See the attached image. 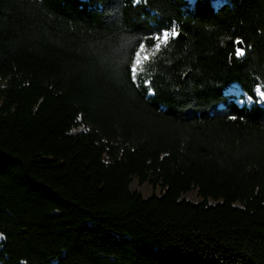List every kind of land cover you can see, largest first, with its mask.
I'll list each match as a JSON object with an SVG mask.
<instances>
[{
    "label": "trees",
    "instance_id": "16d2710c",
    "mask_svg": "<svg viewBox=\"0 0 264 264\" xmlns=\"http://www.w3.org/2000/svg\"><path fill=\"white\" fill-rule=\"evenodd\" d=\"M257 88L264 0H0V264H264Z\"/></svg>",
    "mask_w": 264,
    "mask_h": 264
},
{
    "label": "rangeland",
    "instance_id": "374dc122",
    "mask_svg": "<svg viewBox=\"0 0 264 264\" xmlns=\"http://www.w3.org/2000/svg\"><path fill=\"white\" fill-rule=\"evenodd\" d=\"M190 1H193V0H190ZM165 33H170V32H164V33H163L162 41H165V40L170 36V35H169V36H167V38H165ZM145 55L148 56V52L144 50V51L141 53V59H142V60H143V57H144ZM257 89L260 90V88H257ZM260 91H261V90H260ZM230 92H231V93H235V92H236V93H239V88L236 86V84H233V85H232V87L230 88ZM261 92H262V91H261ZM257 94H258L260 100H261L262 102H264V98H261L258 92H257ZM131 187L140 190L141 193H142L143 195H145V196H149V195H151L153 192H156V193H159V192H160V188H159V187H156V188H155V187H153L152 185H150V184H148V183H146V182L143 183V184H139L138 181H137L136 179H134V180L132 181V183H131ZM191 198H192L193 200H196V201L199 200V198L196 197L195 195H191Z\"/></svg>",
    "mask_w": 264,
    "mask_h": 264
},
{
    "label": "snow or ice",
    "instance_id": "6c2138e0",
    "mask_svg": "<svg viewBox=\"0 0 264 264\" xmlns=\"http://www.w3.org/2000/svg\"><path fill=\"white\" fill-rule=\"evenodd\" d=\"M137 2H139V0H137ZM169 35H171V36H176V35H178V33L175 31V29H173L170 33H165V38H167V36H169ZM237 43L239 44V43H242V41H237ZM144 51V49H143V46H141V50H140V52H137L136 53V57H137V59H136V62H135V66L132 68V74H133V79H135L136 78V73H137V70L139 69V70H143L142 68H141V65H142V63H143V60H147L148 59V56L147 55H145L144 57H143V60L141 59V53ZM236 56H243L244 55V51H243V49H241V48H237L236 49ZM257 92L259 93V95H260V97L261 98H264V92H261L259 89H257ZM249 99H251V98H249Z\"/></svg>",
    "mask_w": 264,
    "mask_h": 264
},
{
    "label": "water",
    "instance_id": "95a60500",
    "mask_svg": "<svg viewBox=\"0 0 264 264\" xmlns=\"http://www.w3.org/2000/svg\"><path fill=\"white\" fill-rule=\"evenodd\" d=\"M178 37H179L181 40L186 39V36H185L184 34H182V33H178ZM239 41H241V40H239ZM236 48H241V49H243V51H244V45H243V43H239V44H238V43L236 42ZM188 75H189V74H187L185 77L187 78Z\"/></svg>",
    "mask_w": 264,
    "mask_h": 264
}]
</instances>
